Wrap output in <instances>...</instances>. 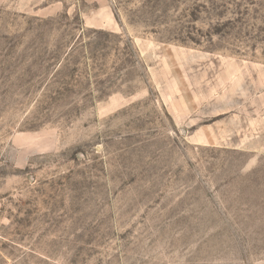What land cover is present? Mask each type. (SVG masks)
Instances as JSON below:
<instances>
[{"label":"rangeland","instance_id":"1","mask_svg":"<svg viewBox=\"0 0 264 264\" xmlns=\"http://www.w3.org/2000/svg\"><path fill=\"white\" fill-rule=\"evenodd\" d=\"M0 264H264V0H0Z\"/></svg>","mask_w":264,"mask_h":264}]
</instances>
